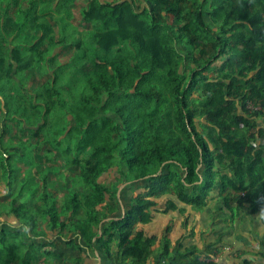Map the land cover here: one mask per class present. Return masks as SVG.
Listing matches in <instances>:
<instances>
[{"label": "trees", "instance_id": "1", "mask_svg": "<svg viewBox=\"0 0 264 264\" xmlns=\"http://www.w3.org/2000/svg\"><path fill=\"white\" fill-rule=\"evenodd\" d=\"M138 1L91 0L85 14L102 27L93 32L96 49L91 73L63 83L56 70L53 82L56 102L70 118L64 154H75L73 160L86 190L81 195L71 191L62 210L49 206L42 215L52 230L72 228L70 244L80 252L85 246L93 250L95 243L104 242L110 264H148L152 259L155 241L146 236L143 226L151 222L158 199L165 206L162 213L179 206L201 211L214 198L225 221L257 211L264 214V143L258 142L264 130L256 129L251 120L261 113H250L244 103L245 114L241 113L238 105L248 93L247 100L264 109V0H143V9L138 8ZM184 2L190 3L186 17L179 13ZM10 8L18 17L20 36L27 29L41 33L30 54L25 55L19 45L11 51L17 73L22 74L40 63L58 41L49 21L37 16L36 1L25 8L17 2ZM163 12L183 19L184 26L177 29L165 22ZM201 33L214 41L219 54L229 55L220 73L222 87L229 91L221 106L206 96L202 112L206 119L198 123L192 97L198 86L208 84L204 71L212 61L205 59L190 73L182 65L189 61L190 46L200 45ZM232 40L243 48L236 49ZM116 47L122 51L117 56ZM249 73L254 75L246 86H238L237 76ZM118 157L122 172L148 180L147 193L135 196L131 208L111 222L106 240L98 239L95 229L109 217L98 207L105 203L106 194H112L100 178ZM7 161L3 155L4 179L10 186L14 169ZM3 212L15 216L27 231L37 228L36 218L23 201H12ZM169 230L167 226L165 234ZM115 237L119 253L113 255L109 245ZM163 239L160 253L167 257L170 245L166 235ZM211 244L184 249L179 241L171 264H213L209 261L218 248ZM43 245L45 254H54L49 243ZM6 249L10 259L12 247Z\"/></svg>", "mask_w": 264, "mask_h": 264}, {"label": "rangeland", "instance_id": "2", "mask_svg": "<svg viewBox=\"0 0 264 264\" xmlns=\"http://www.w3.org/2000/svg\"><path fill=\"white\" fill-rule=\"evenodd\" d=\"M30 1L38 3L36 14L39 18L49 21L58 43L51 46V50L40 63L29 67L22 74H18L17 64L12 59V49L19 45L25 55L30 54V48L39 40L41 33H32L27 29L23 35L29 38L23 37V35L20 36L17 27L18 17L14 13V8H10V5H15L18 2L25 8ZM90 1L0 0V41L2 43L0 51V213L3 214V211L8 209L12 201H23L37 222V228L33 231H27V228L22 226L21 229H24L22 231L16 230L13 234H4L0 239V264H60L61 257L54 254H45L47 247L41 245V238L52 240L48 243L53 252H58L61 243L57 244L55 237H67L73 231L72 228L52 230L49 222L44 219L42 211L49 206H55L60 211L63 209L64 202L68 199L71 191H76L81 195L86 190L80 179L79 167L73 160L75 154L71 153L69 157L64 154L66 145L69 142L66 127L70 118L60 110L56 102L57 100L53 94V82L56 70H60V81L63 83H71L75 79H84L86 75L91 73L93 67L91 61L92 51L96 49L93 32L101 30L102 27L96 21V18L93 19L85 14ZM101 1L113 2L120 0ZM137 5L139 9H143V0L138 1ZM189 5L190 3H183V11L180 9L179 12L181 16L186 17L185 8ZM162 18L169 24H175L177 29L178 25L184 26L185 24L183 19L176 20L172 15L165 12H163ZM62 40L66 42L64 43ZM198 43L199 46H190V54H187L189 61L185 62L182 68L187 66L190 73L192 67H201L205 59H211L212 61L209 68L204 71V74L208 77V84L198 86L192 97L194 100L192 106L196 109L198 123H200L201 120L206 119L202 114L205 111V105H207L206 96L214 97L216 104L221 106L226 92L229 91V87H222L220 79L221 64L229 55L219 54L214 46V41L210 38L207 39L202 33L199 34ZM231 43L236 49L243 48V45L236 43L234 40ZM183 48L186 49L185 46ZM121 52V48H115L116 56ZM199 71H203V69ZM252 75L254 74L249 73L244 77L237 76L238 86H246V82ZM226 80L227 83L230 82V80ZM247 94L239 99V110L245 114L242 106L244 103L245 109L250 113H261L257 118L251 120L255 123L256 129L264 130V110H254V106L261 108L262 106L247 100ZM252 132L255 133V130L253 129ZM258 142L260 144L264 143V138H260ZM3 155L7 156V162L14 169L10 186L7 185L8 181L4 179V170L1 164ZM121 169L120 158L118 157L115 166L100 178V181L109 187L112 194H106L105 203L98 207L99 210L109 216L104 221V225L102 224L95 229L97 231L96 238L98 239L103 238L106 240L108 238L106 231L110 230L111 222L119 219L131 208L135 196L146 195L147 193L145 187L148 183L147 179H136L133 173L122 172ZM213 199L211 198L209 205L198 212L209 214L213 212L214 206L217 205L216 203L213 204ZM158 200V209L153 214L151 223L159 220L161 216L156 214H162L165 207L162 206L163 200ZM177 208L171 211L177 212L176 210H180L181 218L184 220L186 218V208L182 209L180 206ZM83 212L82 210L80 214H83ZM257 215L258 213L253 214L254 217ZM243 216L236 218V220H241ZM66 217V215L63 216V218ZM209 217L212 221L211 216ZM260 219L264 223V215H261V213ZM11 221L14 225L16 221L21 224L17 219ZM235 221L220 220V223L215 224L216 227H219L218 230H216L217 228H211V226L209 230H204L206 235L204 237L201 235L203 244L200 247H205L214 241L212 243L218 248V253L209 262L213 264H244V261L248 260L250 264H264L262 256L264 237L257 240L258 242L255 240L253 244H250V247L253 248L251 257L244 259L234 256L228 261L223 260L220 262L219 258H222L225 251L233 250L232 244L228 240L227 230L233 231L234 228L236 233L239 232L240 227L235 225ZM222 224H225L227 228L222 227ZM25 231L31 237H35L31 239L33 243H36L32 245L33 248L31 244L29 245L24 240L27 235ZM216 232L218 233L217 239ZM103 245L104 242L95 243L96 249L101 248L103 253L106 254ZM6 246L12 247L11 251L14 255L12 261L9 259L7 254L9 251ZM77 251L79 250L77 249ZM66 254L68 253L66 252Z\"/></svg>", "mask_w": 264, "mask_h": 264}, {"label": "crops", "instance_id": "3", "mask_svg": "<svg viewBox=\"0 0 264 264\" xmlns=\"http://www.w3.org/2000/svg\"><path fill=\"white\" fill-rule=\"evenodd\" d=\"M215 203L216 202H213V204ZM216 204L217 205L214 206V211L210 214L205 212H198L195 211V209H193L191 206H186V218L184 220L181 218L182 214H180L179 216L178 212L175 211L156 214L157 216H161L159 217V220H157V222H149L148 224L143 226L146 236L149 238H153L155 241V244L152 247L154 255L152 256V259L148 260V264H158V262L159 264H171L173 258L177 256V246L179 241L182 243L184 249L193 245L201 246L203 244L201 235L203 237L206 235V233H204V230H209L210 226L211 228H217L216 230H218L219 227H216L215 224L220 223V220L225 221V217L220 210L219 204ZM257 213L258 215L254 217L253 214L255 215ZM260 213L261 212L259 211L255 213H249L243 216L241 220H236L234 222L235 225H238L240 227L238 233L235 232L234 228L233 231L227 230V233L229 234L228 240L232 244L231 247L233 250L225 251L223 255L224 257L222 256L221 259L219 258L220 262H222L223 260L228 261L229 259L234 258V256H238L244 259L251 257L253 248L250 247V244H253L255 240H261V238L264 237V223L262 222V219H260ZM261 215L264 214L261 213ZM209 216H211L212 221L210 220ZM0 220V239L5 234L3 232L4 230H6L8 234H13V232H15L16 230H24L21 229L22 224H18L15 216L13 215L7 216L6 214H1ZM11 220L16 221V224L14 225ZM222 225V227H225V224ZM167 226H170V230L167 234H165ZM165 235L167 236L170 245V256L167 257L161 256L160 253V249L165 245L163 239ZM215 236L217 239V232ZM24 238V240H26L29 245L36 244L31 241V237L25 236ZM55 238L57 244L61 243V247H59L58 252H54V255L61 257L60 264H110L107 254L103 253V249L101 250V248L96 249V247H94L93 250H91L85 246L83 248V251H77V249L79 250V248L76 247L75 244H70L72 238L71 233L67 237L61 236ZM48 242H52V240L41 238V245L47 244ZM36 246L39 248L38 245ZM109 246L113 255L119 253L117 237H115L114 241L110 243ZM183 248L181 250H183ZM66 252L68 254H66ZM239 253L241 254L239 255ZM10 259L12 261L14 259V256H12Z\"/></svg>", "mask_w": 264, "mask_h": 264}, {"label": "built area", "instance_id": "4", "mask_svg": "<svg viewBox=\"0 0 264 264\" xmlns=\"http://www.w3.org/2000/svg\"><path fill=\"white\" fill-rule=\"evenodd\" d=\"M251 105L253 106V104L251 103ZM254 108V110H264V109H262L261 107H253Z\"/></svg>", "mask_w": 264, "mask_h": 264}]
</instances>
